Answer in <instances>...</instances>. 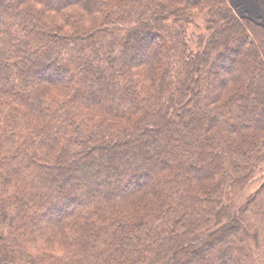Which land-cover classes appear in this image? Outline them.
Masks as SVG:
<instances>
[{"label":"trees","instance_id":"1","mask_svg":"<svg viewBox=\"0 0 264 264\" xmlns=\"http://www.w3.org/2000/svg\"><path fill=\"white\" fill-rule=\"evenodd\" d=\"M232 1L0 0V264H264V24Z\"/></svg>","mask_w":264,"mask_h":264},{"label":"rangeland","instance_id":"2","mask_svg":"<svg viewBox=\"0 0 264 264\" xmlns=\"http://www.w3.org/2000/svg\"><path fill=\"white\" fill-rule=\"evenodd\" d=\"M233 5L239 8L241 13L259 19L264 24V0H233ZM260 183V177L250 185L248 191H252Z\"/></svg>","mask_w":264,"mask_h":264}]
</instances>
